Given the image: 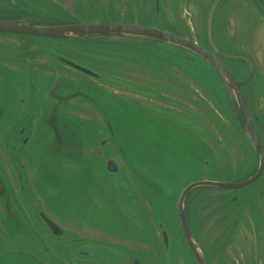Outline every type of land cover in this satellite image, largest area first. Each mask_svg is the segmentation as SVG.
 Here are the masks:
<instances>
[{
  "label": "flooded vegetation",
  "instance_id": "1",
  "mask_svg": "<svg viewBox=\"0 0 264 264\" xmlns=\"http://www.w3.org/2000/svg\"><path fill=\"white\" fill-rule=\"evenodd\" d=\"M74 1L75 4L66 0H0V24L52 29L110 25L114 22L112 16H106L112 10L109 2L123 7L140 2ZM73 5L76 9L71 8ZM183 5L181 24L173 25L172 31L142 26L139 19L127 21L123 16L113 25L151 28L193 43L230 73L232 86L223 71L205 58L174 45L181 55L177 51L161 53L170 64V82L161 86L153 82L157 79L156 67L137 71V78L130 79L123 71H103L104 66L86 64L78 50L67 49V45L97 40L128 45L145 42V47L155 51L158 43L165 44L148 37L78 38L69 33L47 37L0 31V264H202V260L203 264H264L258 253L260 242L264 243V225L256 228L247 216L249 220L241 221L246 234L237 231L239 218L245 212L235 211L232 206L257 202L262 191L255 199H242L241 192L256 183L264 184V0H185ZM94 9L101 13L98 21H80L92 16ZM188 9L196 14L206 11L201 30L193 25L195 16ZM121 10L118 12L122 15ZM155 21H159L157 17ZM114 80L133 87L134 92L136 86L151 88L152 99L144 98V92H126L129 102L119 100ZM134 103L166 110L173 125L186 131L185 170L199 177L188 186L205 181L245 184L263 167L261 174L242 188L193 189L183 205L188 229L179 217L181 195L172 199L170 216L147 221L148 228L142 217L133 219L128 215L134 222L128 238L136 239H129L130 247L126 246L124 236L109 231L115 226L102 217L99 209L102 200H108L116 209L117 198L142 206L136 198L144 196V181L138 175L127 178L136 169L118 142L114 127V123L125 124L137 118L132 114L137 110ZM78 120L98 128L97 145L81 131ZM36 133L41 136L35 137ZM30 145L38 148L30 150ZM104 150H114L113 156H98ZM87 156L98 158L99 164H85ZM109 162L116 164L115 172L108 169ZM70 171L71 177L81 180L82 176L84 187L96 193L91 202L99 217L59 214L55 210L58 202L73 199V193L64 185H59L63 187L54 190L48 199L47 176L67 182L70 178L65 172ZM116 185L124 191L117 193ZM216 189L227 193H214ZM43 195L52 202L47 204ZM84 212L92 211L86 208ZM201 233L210 248L216 243L211 255L199 242ZM86 244L93 245V249L101 247L94 259L88 257ZM246 244L251 247L250 255L245 252ZM227 249L233 250L238 259L230 257ZM112 254L115 260L109 256Z\"/></svg>",
  "mask_w": 264,
  "mask_h": 264
},
{
  "label": "rangeland",
  "instance_id": "2",
  "mask_svg": "<svg viewBox=\"0 0 264 264\" xmlns=\"http://www.w3.org/2000/svg\"><path fill=\"white\" fill-rule=\"evenodd\" d=\"M137 1L139 0H135V2ZM66 2L75 4L74 0H66ZM183 3H185V0H140L139 4L136 5L134 3L133 6L124 5V8L119 3L116 4L115 2H109L108 4H110L112 10L106 14V16H112L111 18H113L114 22L112 24H116L115 22H121L118 19L123 16L122 18H125L127 21L137 22V19H139L142 26H150L160 30L172 31L171 28L173 25L181 24V17L185 8ZM71 8L76 9V6L73 5ZM120 8L122 9L121 11L124 12L122 15L118 12ZM187 11L194 14L195 21L193 18V25H195L197 29L201 30L204 26L206 11L204 10L199 14H196L191 9H188ZM91 13L92 16H90V14L88 15L90 16L89 18L86 16L84 18L87 19H82L80 21L85 23L96 22L101 18V13H99L97 9L92 10ZM155 17L158 18V22L155 21ZM82 37L86 38L87 36H78V38ZM145 44L146 43L144 42V44L128 45L114 43L111 41L97 40L86 42L82 45H67V49L78 50L82 55H84L83 57L86 64L94 62L92 64L94 66H104L103 71L109 70L117 73L123 71V75L128 76L130 79L136 77L135 73L137 71L138 73H141L145 68L156 67L158 74L157 79L153 80V82L159 86L167 84L170 82L168 74L169 71L167 70L170 64L167 60H163L161 53L177 51V53L181 55L179 53L180 49L173 48L167 44L158 43L159 46L157 47L159 51H155L154 48L145 47ZM150 46L152 45L150 44ZM145 52L149 53V55ZM124 69H127L126 73H124ZM106 77L111 79L112 75H107ZM114 82L118 83L116 88L118 89L117 99L119 100L124 99L129 102L127 99L128 96H125L124 94L126 92H144V98L152 99L151 88L136 86L137 92H134L133 87L122 86V81L114 80ZM106 100L109 102L108 99ZM134 104H136L137 110L132 112V114L137 118L134 117L133 121H129L125 124L114 123V127L118 142L124 146L129 160L137 171L128 173L127 178H130V176L133 178L134 175H138V177L144 181L145 185L142 192L144 196H138L136 198L138 202L142 203V206L140 207L135 202L131 204L128 203L127 198H117L116 209L115 206L108 200H105V202L102 200V206L99 209V212L103 213L102 217L110 219L115 226V228H108L109 231L114 235L124 236V238H126V246H128L127 243L130 242L129 239H136V236L128 238V236L133 233L130 227L134 226V222L128 219V215H131L133 219H136L137 216L142 217L144 221L143 225L146 228L150 227V224L146 222L152 219L161 220L164 216L169 217L172 199L174 197L175 199L178 198V196L181 195L184 189L188 186L189 182L196 181L199 178L194 171L188 175L185 170L187 155L185 140L187 138L184 128H181L179 125L174 126L170 120L168 112L160 109V107L145 106L144 104L138 103ZM77 124L79 125L81 131L87 134L90 141H93L92 144L97 145L99 140L98 128L81 120H78ZM36 136L38 137L41 135L40 133H36L35 137ZM37 148L38 145H30V150H35ZM113 154L114 150H104L103 153L98 156L108 159L113 156ZM98 161V158L87 156L85 164L93 167L94 164H99ZM31 162L33 163L32 160ZM38 171L36 172L38 173ZM65 175H69L68 177L70 178L67 182L58 180L52 176H47L48 199L54 195V190L63 187L59 185L66 186L67 190L73 193L72 200L62 202L59 201L55 210L61 215L86 218L99 217L100 214L96 211L91 202L96 193L89 187L86 186L88 190L84 187L85 182H83L82 176L81 180H78L73 176L71 177V171L65 172ZM106 176L112 179H121V177H115L113 175ZM148 186L152 189H156V191L151 190ZM116 190L117 193L124 191L118 186ZM216 190L214 193H220L221 195L227 193L224 190ZM259 191H262V195H260L257 202L232 203L235 211L245 212V215H241L239 218L240 222H238L236 228L237 231L239 229V231L243 234H246V231L244 229L245 226L241 223V221H247V216H249L256 223V228L261 227V221L264 222V217H260L261 215L264 216V184L256 183L241 192L243 193L242 199H255ZM110 194L113 195L112 192H110ZM43 199L47 202V204L52 202L47 201L44 195ZM117 207H119V209ZM86 208L90 209L92 212L85 213L84 210ZM262 231L264 233V229ZM201 232L203 231L201 230ZM204 238V235L201 233L199 242L203 249L206 247L208 254L210 252L211 255V251L215 249L216 243H214V247L210 248L208 240ZM241 242H244V240ZM260 244H262V246L258 249V253L260 251L259 255L261 259H264L263 241H261ZM85 247L87 251L90 252L88 257H91V259H94L101 250V247L93 249V245L88 244H86ZM117 247L118 246H112L114 249H117ZM250 249L251 247L246 244L245 252L247 255L251 254ZM226 253L232 258L238 259V257H235L233 250L227 249ZM238 254H241L240 250H238ZM109 256L113 260L116 259L114 254ZM214 264H220V262L215 261Z\"/></svg>",
  "mask_w": 264,
  "mask_h": 264
},
{
  "label": "water",
  "instance_id": "3",
  "mask_svg": "<svg viewBox=\"0 0 264 264\" xmlns=\"http://www.w3.org/2000/svg\"><path fill=\"white\" fill-rule=\"evenodd\" d=\"M0 31L6 32V33H15V34H27V35H33V36H47V37H63L66 34H73L75 36H93V35H112V36H123V35H130L134 37H148L156 40L163 41L167 45L176 46L179 48L189 49L201 57L205 58L207 61H209L217 70L223 71V75L228 81V83L232 86V78L230 73H228L226 70H223V67L221 66L220 62L213 57L210 54H207L203 49L200 47L194 45L193 43L186 41L184 39L177 38L175 36H172L167 33H163L158 30H154L151 28L146 27H140V26H131V25H113V24H105V25H82V26H73V27H67V28H32L25 25H17V24H0ZM108 128L112 132V126L110 123H108ZM253 134V133H252ZM252 140L254 141L256 147L261 153V148L258 143V140L255 138L256 136L252 135ZM262 154V153H261ZM64 156V155H63ZM65 157V156H64ZM262 158L264 161V155L262 154ZM108 169L111 172H115L117 170V166L113 162L108 163ZM263 170V167L259 170V173L256 177H254L252 180L245 184H223L219 182H198L193 183L189 186H187L184 191L182 192L179 201H178V211H179V217L184 223L185 227L188 229L187 222L185 220L184 214H183V205L186 196L196 187L201 186H210V187H218V188H227V189H236V188H242L245 186H248L252 183H254L259 175L261 174ZM199 256V255H198ZM204 261L202 260V264Z\"/></svg>",
  "mask_w": 264,
  "mask_h": 264
},
{
  "label": "bare ground",
  "instance_id": "4",
  "mask_svg": "<svg viewBox=\"0 0 264 264\" xmlns=\"http://www.w3.org/2000/svg\"><path fill=\"white\" fill-rule=\"evenodd\" d=\"M260 220H261V219H260ZM263 225H264V222L261 221V226H263Z\"/></svg>",
  "mask_w": 264,
  "mask_h": 264
}]
</instances>
